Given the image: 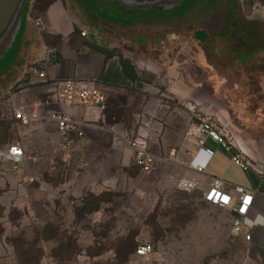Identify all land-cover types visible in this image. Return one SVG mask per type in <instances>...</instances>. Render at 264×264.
Wrapping results in <instances>:
<instances>
[{
  "label": "crops",
  "instance_id": "obj_1",
  "mask_svg": "<svg viewBox=\"0 0 264 264\" xmlns=\"http://www.w3.org/2000/svg\"><path fill=\"white\" fill-rule=\"evenodd\" d=\"M33 2L28 4L21 58L43 67L40 62L47 49L45 78L20 79L14 67L0 75V99L39 117L21 125L14 120L12 111L9 113L21 126L34 124L42 145L35 157L20 146L24 156L17 166L35 161L42 186L49 185L45 176L51 175V185L58 188L61 203H74L97 191H122L128 185L135 186L134 194L151 195L154 201L156 190H163L161 194L168 202H201L211 178L220 179L234 200V186H241L252 195L244 219L249 240L237 237L259 256L258 264H264V117L241 112L238 103L223 100L215 87L187 82L181 60L169 64L165 52L156 58L150 56V39L140 50L141 46L132 43L133 38L128 39L129 35L98 20L80 0H51L38 13L44 30L40 38L36 37L30 27ZM122 60L128 62L131 77L123 72ZM70 79L90 83L105 92V111L62 104L59 86ZM160 92L171 100L163 102ZM162 103L175 109L166 111L160 108ZM49 112H62L81 122L82 136L59 134L47 119ZM208 117L217 129L227 128L239 150L227 151L197 132L201 121ZM137 130L147 136L155 161L148 173L138 169L134 175L129 169L137 167L128 141ZM199 140H204V149L213 152L203 171L189 167ZM234 156L249 167L240 169L232 161ZM180 181L191 183L193 188L179 187ZM48 200L42 198L44 204ZM222 210L228 213L231 223L232 212Z\"/></svg>",
  "mask_w": 264,
  "mask_h": 264
},
{
  "label": "rangeland",
  "instance_id": "obj_2",
  "mask_svg": "<svg viewBox=\"0 0 264 264\" xmlns=\"http://www.w3.org/2000/svg\"><path fill=\"white\" fill-rule=\"evenodd\" d=\"M10 104L0 99V264H258L259 256L231 234L228 213L203 201L168 202L163 190L154 201L128 185L59 202L51 175L42 186L35 161L14 166L4 157L10 145L32 157L42 147L34 124L10 117ZM140 242L151 245L145 258L134 254Z\"/></svg>",
  "mask_w": 264,
  "mask_h": 264
},
{
  "label": "flooded vegetation",
  "instance_id": "obj_3",
  "mask_svg": "<svg viewBox=\"0 0 264 264\" xmlns=\"http://www.w3.org/2000/svg\"><path fill=\"white\" fill-rule=\"evenodd\" d=\"M192 14L181 28L132 33L128 39L140 50L150 39V56L165 52L169 64L181 60L187 82L215 87L241 112L264 117V0H197ZM219 127L239 150L227 128Z\"/></svg>",
  "mask_w": 264,
  "mask_h": 264
},
{
  "label": "built area",
  "instance_id": "obj_4",
  "mask_svg": "<svg viewBox=\"0 0 264 264\" xmlns=\"http://www.w3.org/2000/svg\"><path fill=\"white\" fill-rule=\"evenodd\" d=\"M31 25L41 35L44 28L39 16L31 20ZM81 35L85 36V32H82ZM47 54L48 50L45 49L44 58L40 62H43V67H41L39 63L34 64L31 60H26V62H28L25 68L26 78H45L44 67L48 64V60L46 58ZM58 98L64 105H76L82 108L92 107L96 108L100 112L105 111L107 105V94L105 92L94 87L90 83L79 81L77 79H70L61 82L59 86ZM163 102H167V100L163 99ZM9 107L11 108L14 120L21 125H27L29 122L39 118L33 111L25 112L20 109H16L11 104ZM160 108L171 112L175 109V106H171L168 103H162ZM47 119L55 125L57 132L63 136L69 133H73L77 137L82 136V123L70 119L62 112H49ZM197 132L216 142L227 151L232 148L231 141L222 132V130L217 129L213 125L209 117L201 121L200 126L197 128ZM197 144L199 149L189 163V167L193 170L203 171L210 161L213 152L210 149L203 148L204 140H199ZM128 146L132 152L133 164L141 172L148 173L153 167L155 156L148 148L147 136L142 131L137 130L129 139ZM4 156L7 157L14 166H17L21 163L24 154L22 148L19 145L14 144L6 148ZM199 156H203V159L198 160ZM232 161L242 170H246L249 167V165L243 162L238 156H234ZM32 180L33 179L31 178L28 179L29 182H32ZM179 187L189 190L193 188V185L188 182L180 181ZM234 192L236 197L233 200L230 194L224 190L223 182L220 179L211 178L208 187L203 194L202 200L204 203L216 208H228L232 212V219L230 223L231 234L234 237L241 235L244 240L248 241L249 234L245 232L244 219L251 205L252 195L241 186H234ZM151 250V245L149 243L140 242L135 249V255L140 258H145L151 254Z\"/></svg>",
  "mask_w": 264,
  "mask_h": 264
},
{
  "label": "water",
  "instance_id": "obj_5",
  "mask_svg": "<svg viewBox=\"0 0 264 264\" xmlns=\"http://www.w3.org/2000/svg\"><path fill=\"white\" fill-rule=\"evenodd\" d=\"M80 1L94 17L108 27L129 35L185 26L188 18L193 16L192 9L197 0ZM28 2L29 0H0V75L14 67L20 79L25 78L28 62L21 57L22 40L28 23ZM30 27L33 34L40 38L35 28L32 25Z\"/></svg>",
  "mask_w": 264,
  "mask_h": 264
},
{
  "label": "trees",
  "instance_id": "obj_6",
  "mask_svg": "<svg viewBox=\"0 0 264 264\" xmlns=\"http://www.w3.org/2000/svg\"><path fill=\"white\" fill-rule=\"evenodd\" d=\"M51 0H34L33 2V15L31 16V20L36 18L38 16V13H40L45 7L46 5L50 2ZM32 2V0H29L28 4ZM122 67H123V72L125 73V75L131 77V75L128 73L127 67L129 66L128 62L125 60L121 61ZM131 253L130 248L128 247L124 252H122L121 256L127 257L129 254ZM29 254V250H27L25 253H23V255L26 257ZM135 254V251H134ZM120 255V254H119ZM118 253H116V256L119 257ZM136 256V255H135ZM21 264H26L24 262H22ZM28 264V263H27ZM35 264V263H34Z\"/></svg>",
  "mask_w": 264,
  "mask_h": 264
}]
</instances>
